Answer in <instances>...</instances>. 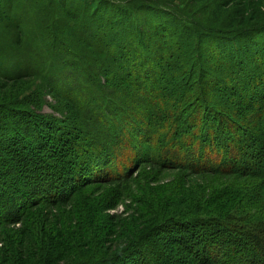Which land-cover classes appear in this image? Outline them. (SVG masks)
Wrapping results in <instances>:
<instances>
[{
    "label": "trees",
    "instance_id": "1",
    "mask_svg": "<svg viewBox=\"0 0 264 264\" xmlns=\"http://www.w3.org/2000/svg\"><path fill=\"white\" fill-rule=\"evenodd\" d=\"M246 3L251 4H241L220 26L209 24L198 11L185 14L179 5L176 19L149 24L151 36L139 30L142 22L130 13V33L126 27L124 39L104 40L108 60L95 56L94 62L69 51L68 45L75 47L70 40L67 44L57 39L60 28L54 26L50 2L47 8L34 7L47 19L42 35L38 37L39 29L34 34L47 40L40 49L44 53L23 50L28 54L18 63L28 69L0 74V229L6 222L23 224L36 209H51L56 221L67 222L66 232L56 234V250L48 251L41 264L50 256L53 264L57 257L62 264H264V82L254 76L235 77V87L249 85L247 90L234 89L233 95L245 94L243 102L220 101L217 108L215 100L221 90L233 91L232 81H226L227 87L220 83L221 89L215 84L216 77L232 79L230 63L243 68L264 60V48L254 49L259 52L250 57L251 50L242 45L250 41L256 46L257 36L264 34V12L251 18ZM74 13L68 19L78 27L85 13ZM23 25L11 26L23 32L21 39L27 37ZM192 25L205 32L203 40L194 38ZM107 26L113 31L125 27L121 22ZM50 31L56 38L48 41ZM212 35H221L219 41ZM37 61L45 63L40 67ZM175 74V84L170 83L169 75ZM8 76L10 84L2 81ZM188 78L187 92L186 83L179 89V82ZM35 80L42 83L36 90L24 83ZM129 96L136 99L131 118V112L123 115L121 106ZM52 102L61 114L67 108L69 114L74 109L80 117H89L91 110L96 124L110 134L106 146H82L84 134L77 135L79 145L68 142L73 134L63 136L67 130L60 125L76 122L72 117L59 122L55 114H45ZM90 139L96 140L86 141ZM225 178L234 179L238 187L216 186V180ZM99 181L114 182L118 192L101 198L82 196L86 186L93 193L91 184ZM124 201L133 204L134 214L101 215ZM25 233L18 245L24 251L29 237ZM127 234L125 244L117 246L116 240ZM160 235L166 237L160 240ZM77 245L83 249L80 254ZM1 252L5 251L0 250V257Z\"/></svg>",
    "mask_w": 264,
    "mask_h": 264
},
{
    "label": "rangeland",
    "instance_id": "2",
    "mask_svg": "<svg viewBox=\"0 0 264 264\" xmlns=\"http://www.w3.org/2000/svg\"><path fill=\"white\" fill-rule=\"evenodd\" d=\"M53 1L57 2V0H49V1L48 0H0V56H1L0 74L1 75L8 74L10 76L11 73L28 69L27 64L18 63V61L26 57V55L28 54L26 52L32 51L34 49L35 51L38 50L40 51L42 47H45L47 45L46 39L43 41L41 39H37L36 37H34V34L37 29H39L37 30V34L39 37L42 35V32H44L48 28V26L45 24L47 19L45 18V15L39 12V10L36 11L35 9H33L34 7L47 8V2L48 3L50 2V4H52L51 7H53L54 10L53 13H55L53 20L54 23L57 24H54V26L57 29L60 28V30L57 33L58 36L57 39H59L60 42L62 43L66 42L67 44H68V40H70L69 42L73 43L75 47H71L70 45H68L69 51H73L76 54V56L80 55L78 58H86L87 61L89 62H94L95 56H98L101 59V61L108 60V57L106 55L109 54L110 50L106 48L103 42L104 40H108L110 37L124 39L126 33V27L128 26L127 18H129L128 14L130 13L134 14L133 18L142 22L143 28L139 30H142L143 34L145 33L148 36H151V33L148 30L149 24L155 23L157 19L162 20L164 22H168L170 18L176 19L179 15H181V13H179L181 12L179 9L180 8L179 5L181 6L184 13L188 10H192L193 11L192 14L197 15L198 14L197 11L200 12L202 14V18L207 20L211 25L215 24L214 26H220L222 24H225L226 19L232 18V14H233L232 12L239 10L241 4H244L247 1L251 3V4L246 3L251 6L250 12H252L253 15L251 18L261 15L262 12H264L262 11L264 9V0H234V1L223 0L222 4L220 2L214 3L212 0H188V1L187 0H60V1L58 0L59 2H57L56 5L53 4ZM182 1H187L186 5L182 3ZM205 2L207 4H205ZM229 3H231V6L228 8V10L225 11L224 7L227 6ZM175 9L179 10V12L175 13L174 12ZM75 11L76 13H78L79 11L80 17L82 16L83 13H85V17L83 18V23L78 27H77V21L72 22L69 20L71 18L69 17V15L72 16L73 14H75L74 13ZM65 16H67V18H65ZM249 17L250 16H247V18ZM199 18L198 20H200ZM66 21H67V26L64 23ZM171 21L170 23H172ZM234 21L236 22L240 20L235 19ZM96 22L103 24H101V26H98V23L96 24ZM108 22L109 23L112 22L114 25L121 22L125 25V27H123L121 30L113 31L112 29L111 30L109 29V26H107ZM190 22L192 24H195L192 21V19L190 20ZM180 23H184V21L181 20ZM20 25H23V29L24 31H26L25 34L27 35L26 38L21 39V34H23V32L20 31L18 33L17 30L11 27V26L18 27ZM131 30H132L131 28H128L129 33ZM200 30L201 29L197 30L192 25V34L194 38L203 40V38H205V32L203 30L201 31ZM116 32H118V34H116ZM81 33L84 36L80 38L77 37V35ZM47 36L49 41L53 38H56V33L50 31L49 33H47ZM212 36H217L216 38L218 40L221 35H212ZM253 39L254 38H252L251 40ZM257 40L258 41H256L257 42L256 46H253V44L250 41L246 45L242 44L248 50H251V53L248 54L250 55V57L255 52L256 53L259 52L258 50H254V49L258 48L260 50V48H264V34L258 35ZM33 42L35 44L37 43L38 47L39 46L40 47L34 48V46L31 45V43ZM181 42H179V44H181ZM23 50L26 51L25 54L23 53ZM40 52L44 53L42 51ZM40 52H38V54L41 55ZM257 61L258 63L256 62L248 63L246 67L243 68L234 66L233 63L232 64L230 63V67L228 68L229 70L228 74L232 76V79L230 76H228L226 79H222L220 81V79L216 77L215 84L217 85V88L221 89L220 86L224 82H225L224 85L227 87L228 83L226 81L228 80L232 81L231 86H233L231 89L233 90L232 92H228V94H226V91L223 89L220 91L218 96L215 95L216 96L215 100L218 101L217 108L221 107L219 106L221 104L220 101L232 102L231 103L232 105L240 104L241 102H243V98H244L243 96H245V94L241 93L239 94V96H237L236 94L233 95L235 91L234 89H237L239 87L244 89L246 87L245 90H247L249 88V85L246 84L245 82L244 83L242 82L243 84H238L239 86L235 87L237 85V83H235L237 82V79L235 77L244 76V80H245L248 78L250 79L251 76H254L259 81L264 82V60L262 58L261 59L258 58ZM44 63L45 62H38L40 67ZM62 69H64V67ZM9 76L8 78L3 79L2 81H4L7 84H10L11 77ZM169 79H170V83L175 84L177 75L176 74L174 76L169 75ZM190 81L191 80L189 78L187 79L186 82H184L183 80L180 81L178 84L179 86L178 88L180 89L182 84L186 83L185 87L187 92L188 90L187 84ZM24 83L27 86H29L30 90H36L42 85L41 81L39 80H35L33 82L25 81ZM159 83L160 85L165 84V79H163ZM167 86L168 84L165 86V88L168 90L169 88ZM127 90L128 89L125 88L124 92L126 93ZM215 92L218 94L216 89ZM99 100L103 101L102 98ZM129 100H130V96L128 97V99H125V101L123 102L125 106H123V104L121 106L124 107V109L122 110L123 115L125 113L127 114L131 112L128 114L129 117L131 118L134 115L133 111L136 110L135 109L136 99L133 97L131 98L130 102ZM75 107L77 109H80V103H77ZM51 108L52 110H50L49 108L44 109V113L51 115L55 114L53 115L54 116L53 118L60 119L59 122L68 121L69 117H72V121L76 122L75 125H72L69 122L66 125H60V128L62 130H67L63 136L73 134L72 136L68 137V142L75 141L76 144H78V141L76 140L77 135L81 137L82 134H84L86 136L82 137L80 140L82 146L91 145L92 149L97 148V144H99V146H103V145L104 147L106 146L105 138L106 136L109 138L110 134L109 132L104 131L103 125L99 126L98 123L96 124V122L94 121V117L91 114V110L89 117H80L79 114L77 113L78 110H74V109L72 114H69V112L71 111H67V108L66 109L64 108L62 114L58 113V111H56L55 107L53 106V102L51 104ZM236 108L240 109V106H237ZM229 113H231V111L227 112V114ZM117 127H122V123L119 125L117 123ZM131 127L134 130H140L135 126H131ZM118 129H122V128H118ZM118 129H115V131L118 132ZM87 137H90L92 139H94L95 137L96 140L90 139L87 142L86 141ZM96 141L97 143L95 144ZM99 146H98V151H99ZM146 170L147 171L149 170L148 167H146ZM134 179L135 178H133V180ZM86 180L89 181V176L86 178ZM166 180H168V178L165 179L164 183H166ZM130 184L131 183L129 182V185ZM215 184L216 186L219 185L220 187H229V188L238 187L237 186L238 182H234V179H230V178L223 179V182L216 180ZM242 184L245 187L248 186V182H239V185ZM91 187L93 188V193L86 186L82 190V196H85V198L87 199H90L92 197L101 198L102 196H112L113 194L118 192V190L116 189L117 188L116 184H114V182H112L111 184H107L106 182L99 181L97 183L91 184ZM38 196H41V193H39ZM124 205L128 206L127 207L128 209H126ZM130 207H133V204L132 203L130 204L128 201H124L119 206L110 209L101 215H103V217H108V218L113 216L127 217L128 215L130 214L132 215L135 212L134 210H131ZM65 210L69 211L70 208L67 206L65 207ZM51 211L52 210L51 209L49 210L48 208L42 210L36 209L32 211V215L29 217V219L27 216L26 219L28 220L25 221L23 224L12 225L9 222L8 223L6 222L4 225L1 226L0 250L6 252V253L1 252V257H0V260H2L1 264H21V260L23 261V264H25L26 263L25 258H27V262H29V264H34V262L37 261H39V264H41L43 261L42 259L47 256L48 251L56 250L55 248L57 247L58 244L56 239V234H58L59 232H63L64 234L66 232L64 229L67 228V222L65 221L66 224H64V222H59V219H57L56 221L54 219L56 217H52L54 211L52 212ZM24 231L26 232L25 236L26 235L29 236L27 237L28 249H26V251H24L22 247L18 246L20 242L19 237L21 233H23ZM128 235L129 234L125 236H121L120 240H116V245L117 246L119 244L123 245ZM165 237H166L165 235L159 236L160 240H163V238ZM109 238L110 236L108 237V239ZM117 238L115 237L114 239ZM106 240H105V244L107 245ZM76 248H77V254L83 252V249L80 248L78 245ZM14 250H16L17 253L14 257H12L11 254L15 252ZM25 255H29V256H25ZM107 257H109V255ZM59 259L60 257L56 258V261H54L55 264H62ZM51 262L53 264V260L50 256V259L47 258L46 263L44 262V264H51ZM113 264H126V263L124 261L121 262L116 261Z\"/></svg>",
    "mask_w": 264,
    "mask_h": 264
}]
</instances>
